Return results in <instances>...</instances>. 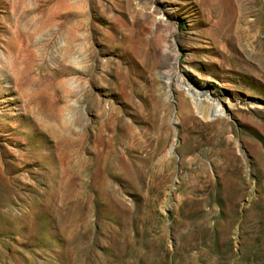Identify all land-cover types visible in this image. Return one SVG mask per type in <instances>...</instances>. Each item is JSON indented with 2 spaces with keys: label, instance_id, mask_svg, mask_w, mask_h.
<instances>
[{
  "label": "rangeland",
  "instance_id": "rangeland-1",
  "mask_svg": "<svg viewBox=\"0 0 264 264\" xmlns=\"http://www.w3.org/2000/svg\"><path fill=\"white\" fill-rule=\"evenodd\" d=\"M0 264H264V0H0Z\"/></svg>",
  "mask_w": 264,
  "mask_h": 264
},
{
  "label": "bare ground",
  "instance_id": "bare-ground-1",
  "mask_svg": "<svg viewBox=\"0 0 264 264\" xmlns=\"http://www.w3.org/2000/svg\"><path fill=\"white\" fill-rule=\"evenodd\" d=\"M195 94V93H194ZM204 100L205 101H207V103H208V101H210L211 99H210V96L208 95V94H206V95H204ZM199 104V103H198ZM222 105V104H221ZM220 104H219V102H216V103H214V102H212L210 105H208L209 107V109H212L211 110V113H214V114H218V116L219 117H221V115H222V112H223V110H224V108H223V106H221ZM201 109V113L204 115V116H207L208 115V113L210 112L209 111V109ZM219 109H220V111H219ZM212 115V114H211Z\"/></svg>",
  "mask_w": 264,
  "mask_h": 264
}]
</instances>
